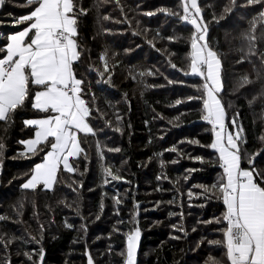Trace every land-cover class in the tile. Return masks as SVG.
<instances>
[{
	"label": "trees",
	"instance_id": "trees-1",
	"mask_svg": "<svg viewBox=\"0 0 264 264\" xmlns=\"http://www.w3.org/2000/svg\"><path fill=\"white\" fill-rule=\"evenodd\" d=\"M197 2L208 43L221 61L219 98L229 128L239 114L241 166L249 169L254 159L255 169L264 173V8L247 0L234 6L232 0ZM183 3L76 0L81 58L74 71L84 81L82 98L91 109L95 135H80L85 151L71 161L75 174L61 172L54 190H24L21 184L43 155H22L21 142L34 134L24 121L45 114L29 99L10 122H0V216L5 217L0 236L15 240L0 247V264H88L89 255L94 264H123L126 234L136 228L141 232L137 264H208L210 257L228 264L224 247L209 243L222 239L224 225L210 221L225 212L212 187L223 170L209 147L211 125L202 119L204 80L186 74L195 29L179 18ZM31 10L27 0H5L0 45L26 26L13 22ZM245 77L251 83L243 84ZM173 147L177 151H167ZM116 148L121 151H110ZM105 167L119 170L124 179L107 177L105 183Z\"/></svg>",
	"mask_w": 264,
	"mask_h": 264
},
{
	"label": "snow or ice",
	"instance_id": "snow-or-ice-1",
	"mask_svg": "<svg viewBox=\"0 0 264 264\" xmlns=\"http://www.w3.org/2000/svg\"><path fill=\"white\" fill-rule=\"evenodd\" d=\"M4 3L5 0H0V6ZM236 3L237 0H232L233 6ZM27 4L32 10L13 22L14 26H27L8 35L6 45H0V54H3L0 58V122H10L15 112L29 99L34 110L45 114L41 118L24 121L26 126L34 127L35 131L33 138L21 142L26 150L22 155L31 153L38 156L42 153L43 159L34 165L21 187L33 191L41 187L54 190L61 172L75 174L78 170L71 161L85 151L80 135H95V130L89 123L91 109L82 98L84 81L74 71V65L81 58L77 41L76 0H27ZM247 4L264 8V0H247ZM225 11L230 9L226 8ZM80 13L86 14L83 8ZM260 16L264 18V11ZM179 18L195 29L191 37L190 72L186 74L204 80L202 119L211 125L214 138L209 147L218 153L223 170L222 178L212 187L220 193L225 212L221 218L210 221L224 225L220 230L222 239L209 243L224 247L228 264H264V173L255 169L254 159L249 160V169L241 166L243 157L240 141L243 129L237 123L238 113L231 122L235 133H225L226 111L219 98L222 92L221 61L208 43V28L197 0H184L183 15ZM104 19L109 17L104 16ZM249 39L254 40V37ZM250 51L256 54L251 47ZM100 59L104 62V71L109 72L106 57L101 56ZM261 62L264 64V54H261ZM242 83L251 81L245 77ZM32 88L36 89L34 94H30ZM261 140L264 141V137ZM189 142L198 143L195 140ZM97 147L99 149V145ZM3 148V143H0V149ZM110 151L119 152L121 149ZM167 151L177 149L173 147ZM104 175L105 183L108 182L107 177L113 181L124 179L119 170L113 173L108 167L104 168ZM204 192H208V189L205 188ZM188 196L191 198L193 193L189 191ZM113 199L117 205L120 204L118 196ZM3 219L5 217L0 216V220ZM140 236L139 228L126 234V258L123 264H137L136 251ZM14 242L5 241L0 236V247L6 248ZM25 255L29 260L32 259L31 254L26 252ZM39 256L42 261V248ZM4 264L11 262L5 261ZM88 264H94L90 255ZM208 264L219 262L210 257Z\"/></svg>",
	"mask_w": 264,
	"mask_h": 264
},
{
	"label": "crops",
	"instance_id": "crops-1",
	"mask_svg": "<svg viewBox=\"0 0 264 264\" xmlns=\"http://www.w3.org/2000/svg\"><path fill=\"white\" fill-rule=\"evenodd\" d=\"M26 26H27V25H26ZM26 26H24V27H26ZM24 27H23V28H24ZM23 28H22V29H23ZM22 29H20V30H22ZM20 30H19V31H20ZM17 32H18V31H17ZM15 33H16V32H15ZM13 34H14V33H13ZM40 118H41V117H40ZM34 131H35V129H34ZM235 131H236V130H235L233 127H232V128H229L228 125H227L226 122H225V133H226V134H227L228 132H233V133H235ZM33 137H34V134H33V136H32L31 138H33ZM28 139H30V138H28ZM28 139H27V140H28ZM42 159H43V157H42ZM41 161H42V160H41ZM41 161H39L38 163H40Z\"/></svg>",
	"mask_w": 264,
	"mask_h": 264
},
{
	"label": "rangeland",
	"instance_id": "rangeland-1",
	"mask_svg": "<svg viewBox=\"0 0 264 264\" xmlns=\"http://www.w3.org/2000/svg\"><path fill=\"white\" fill-rule=\"evenodd\" d=\"M198 19H199V18H198ZM26 140H27V139H26ZM24 148H25V146H24ZM42 157H43V155H42ZM41 160H42V158H41L39 161H41ZM39 161H37L36 163H38ZM36 163H35V164H36ZM35 164H34V165H35ZM24 182H25V181H24ZM24 182H23V183H24ZM23 183H22V184H23ZM22 184H21V185H22ZM138 243H139V241H138ZM138 243H137V248H138Z\"/></svg>",
	"mask_w": 264,
	"mask_h": 264
}]
</instances>
